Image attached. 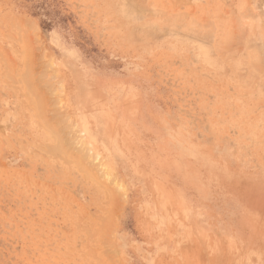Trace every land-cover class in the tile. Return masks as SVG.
I'll list each match as a JSON object with an SVG mask.
<instances>
[{
    "label": "rangeland",
    "instance_id": "374dc122",
    "mask_svg": "<svg viewBox=\"0 0 264 264\" xmlns=\"http://www.w3.org/2000/svg\"><path fill=\"white\" fill-rule=\"evenodd\" d=\"M0 264H264V0H0Z\"/></svg>",
    "mask_w": 264,
    "mask_h": 264
}]
</instances>
